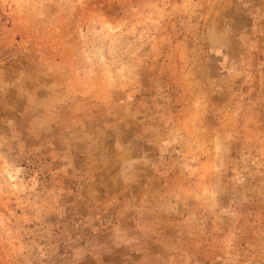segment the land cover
I'll list each match as a JSON object with an SVG mask.
<instances>
[{"label":"rangeland","instance_id":"1","mask_svg":"<svg viewBox=\"0 0 264 264\" xmlns=\"http://www.w3.org/2000/svg\"><path fill=\"white\" fill-rule=\"evenodd\" d=\"M0 264H264V0H0Z\"/></svg>","mask_w":264,"mask_h":264}]
</instances>
